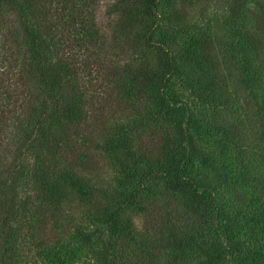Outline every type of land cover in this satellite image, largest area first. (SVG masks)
Listing matches in <instances>:
<instances>
[{"label":"trees","instance_id":"16d2710c","mask_svg":"<svg viewBox=\"0 0 264 264\" xmlns=\"http://www.w3.org/2000/svg\"><path fill=\"white\" fill-rule=\"evenodd\" d=\"M100 2L0 0V131L28 129L20 133L22 144L41 164L39 178L27 171L22 184L35 193L21 206L32 251L26 264L39 258L69 264L56 249L67 239L88 243L91 237L101 245L98 264H264V244L250 250L233 240L217 203L220 188L191 175L195 159L212 168L215 154L240 140L231 128L216 134L208 150L195 137L198 121L216 122L224 106L214 96L223 80L210 42L184 27L179 33L191 43L176 53L165 37L178 19L171 14L161 27L156 0H112L103 11ZM253 20L246 40L254 52L264 39V20ZM256 84L248 74L247 88ZM184 91L197 101L195 110L180 100ZM127 102L135 104L130 124L120 119ZM0 143V264H20L8 198L16 193L20 168L8 166L2 157L7 146ZM90 148L113 162L107 175L104 166L92 168L98 159ZM65 149L73 167L53 170ZM213 172L225 178L219 168ZM160 185L176 193L174 200L181 194L183 206L157 197ZM132 208L143 213L141 225L132 221Z\"/></svg>","mask_w":264,"mask_h":264},{"label":"rangeland","instance_id":"374dc122","mask_svg":"<svg viewBox=\"0 0 264 264\" xmlns=\"http://www.w3.org/2000/svg\"><path fill=\"white\" fill-rule=\"evenodd\" d=\"M100 1L102 11L112 2V0ZM156 2V15L161 27H166L165 23L171 19V14L178 19L177 22L169 24L171 28L169 39L165 37L167 45L171 46L170 49L173 48L176 53L187 49L185 47L187 43L188 45L191 43V40L180 35L185 27L189 35L210 42L220 64L222 71L220 80L223 81L215 90L214 96L221 105L224 104L223 111L216 122L211 123L204 119L198 121L199 127L195 137L197 142L208 150L215 147V142L218 140L216 134L223 135L230 132L231 128L237 130L240 140L234 146L224 148L222 153L216 145L215 152L221 155L215 154L218 158L215 159L212 168L203 166L200 159H195L191 175L195 182L201 185H216L220 188L217 203L234 232L231 234L233 240L244 244L250 250L258 248L260 244H264V39L260 37L261 46L253 52L246 36L254 33L253 18L260 16V19L264 20V0H156ZM183 18L187 19L188 23L184 22ZM161 38L158 35L157 40ZM194 58L200 59L198 51L195 52ZM200 68L205 69L204 65ZM195 71V77L201 79V72ZM248 74L252 81L257 82L250 89L246 86ZM183 95V99L180 100L187 103L191 110H195L197 101L187 100L188 93L185 91ZM134 105L132 102H127L123 105V109H120L122 123H131L129 113L132 112ZM28 132V129L16 132L12 128L0 131V141L7 146L2 156L4 161L9 164L8 166H19L21 170H17V173L14 170L19 181H16V193L8 196L9 204L14 210L11 220V225L16 231L13 240L14 255L20 264H26L25 257L29 258L32 255L30 247L26 244L27 240L24 239L25 233L22 227L24 214L21 206L26 207L27 201L33 200L35 194L32 188H23L22 184H25L27 171L31 170L39 178L38 166L41 165L26 144H22L20 133ZM235 148L244 150L245 155L243 156V153ZM67 151L69 150L65 149L57 153L55 163L51 166L53 170L60 168L70 171L71 166L73 167L72 162L70 163L71 155ZM89 153L90 157L98 159V162L92 159L95 163L92 168L104 166L100 171L107 175L106 167H113V162L99 159V153L95 152L94 148H90ZM63 157L67 158V161L63 160ZM66 164L69 165L65 168ZM88 168L82 169L83 173L86 174ZM215 168L223 171L225 178L215 177L216 174L213 172ZM5 180L3 186L8 185V179ZM113 185L115 188V183ZM155 190L158 193L157 197L162 199L176 198V193L163 185L156 186ZM180 196L181 194H177L178 200L174 201L181 207L183 200ZM128 213L135 225H141L143 213L140 215L139 209L132 208ZM41 219L43 223L47 221L43 216ZM89 229L92 230L93 227ZM94 238L91 237V242L88 243L81 238L67 239L63 245L65 248L61 250L59 247L56 252L59 250L60 259L69 264H98L96 255L101 245L93 240ZM27 251H30V254ZM132 258L133 262L136 261L137 255L134 254ZM39 262V264H51L43 258H39Z\"/></svg>","mask_w":264,"mask_h":264}]
</instances>
